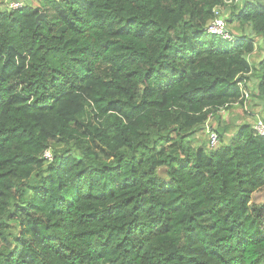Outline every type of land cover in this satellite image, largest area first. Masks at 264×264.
I'll list each match as a JSON object with an SVG mask.
<instances>
[{
    "label": "trees",
    "instance_id": "obj_1",
    "mask_svg": "<svg viewBox=\"0 0 264 264\" xmlns=\"http://www.w3.org/2000/svg\"><path fill=\"white\" fill-rule=\"evenodd\" d=\"M40 1L0 0V264H264V136L220 119L264 111V0L235 42L224 0Z\"/></svg>",
    "mask_w": 264,
    "mask_h": 264
},
{
    "label": "rangeland",
    "instance_id": "obj_2",
    "mask_svg": "<svg viewBox=\"0 0 264 264\" xmlns=\"http://www.w3.org/2000/svg\"><path fill=\"white\" fill-rule=\"evenodd\" d=\"M31 4L34 7H38L39 4L41 3L40 0H29ZM243 3L242 0H234L233 4L229 6H225L224 8L221 9L220 15L225 19L226 23H228L227 27L228 30L235 36V37H241L242 33H239L235 28H237L236 23H229L227 22L231 18V14L233 13V9H237L240 3ZM234 6V7H233ZM245 34V33H243ZM248 37L250 34L247 35ZM256 45L260 43L259 38L255 37L254 38ZM260 53H255L253 57H251V62L253 64H257L258 61L260 60ZM247 91L250 92L251 96L254 93V84L252 81H250L247 85ZM257 101L252 97L250 101H248V109L249 112L248 116H244L243 114L238 113L237 111L233 112H224L223 114L220 115L221 119V124L222 125H228V130L226 131V134L224 135V142H229L230 138L233 136L235 132V128L238 125H241L242 123L248 122L255 126V123L257 121L258 115L262 116L264 114V111L262 110L261 106L256 103ZM218 123V121L214 118H210L207 124H209L210 127H213L214 129L215 124ZM196 142V146L198 147H205L208 150L209 148V141H208V134L206 132V129L203 128V131L201 130L198 134L195 135V137L192 139Z\"/></svg>",
    "mask_w": 264,
    "mask_h": 264
},
{
    "label": "built area",
    "instance_id": "obj_3",
    "mask_svg": "<svg viewBox=\"0 0 264 264\" xmlns=\"http://www.w3.org/2000/svg\"><path fill=\"white\" fill-rule=\"evenodd\" d=\"M233 2L234 0H224V3L226 6L233 4ZM10 7L13 9H17L21 7V4L17 2H12ZM216 14L218 15L217 12ZM207 32L211 35H217L223 38L224 40H227L230 42H235L237 40V38L228 30L225 19L220 15H218L217 18L210 24ZM251 99H252V96L250 92L245 90L243 96L241 97V100H244L245 103H248V101H250ZM224 112L225 111L222 110L221 114H223ZM253 128L259 136H264V114L262 116L258 115L257 121ZM205 129L208 134L210 150L217 149L220 145V139H219L218 133L213 127H210L209 124H206ZM44 158L46 160L52 161L53 157H52L51 152L50 151L45 152Z\"/></svg>",
    "mask_w": 264,
    "mask_h": 264
},
{
    "label": "water",
    "instance_id": "obj_4",
    "mask_svg": "<svg viewBox=\"0 0 264 264\" xmlns=\"http://www.w3.org/2000/svg\"><path fill=\"white\" fill-rule=\"evenodd\" d=\"M46 18V14L45 13H42L40 14L37 18H36V21L37 23L39 24L41 20H44Z\"/></svg>",
    "mask_w": 264,
    "mask_h": 264
},
{
    "label": "crops",
    "instance_id": "obj_5",
    "mask_svg": "<svg viewBox=\"0 0 264 264\" xmlns=\"http://www.w3.org/2000/svg\"><path fill=\"white\" fill-rule=\"evenodd\" d=\"M251 57H253V55H252ZM258 62H259V61H258Z\"/></svg>",
    "mask_w": 264,
    "mask_h": 264
}]
</instances>
